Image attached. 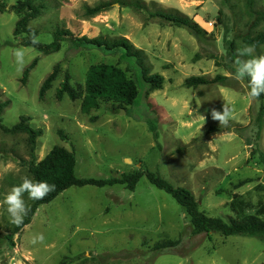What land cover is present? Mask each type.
<instances>
[{"label":"rangeland","instance_id":"374dc122","mask_svg":"<svg viewBox=\"0 0 264 264\" xmlns=\"http://www.w3.org/2000/svg\"><path fill=\"white\" fill-rule=\"evenodd\" d=\"M16 1L0 0L6 5L0 11V101L7 102L1 123L10 127L20 115L30 118L29 124L41 130L37 160L62 146L74 152L78 177L109 178L148 169L191 190L207 215L225 219L235 215L230 207L234 194L254 204L264 202L259 187L264 186V118L258 129L259 102L249 97L245 79L235 78L234 62L227 60L223 46L224 35L235 39L236 59L237 49L245 46L240 40L247 21L242 0H153L192 17L206 30L201 37L159 18L144 23L141 14L116 3L85 16L84 5L99 0H43L46 9L29 22L38 41L52 40L49 27L55 22L75 36H124L143 50L150 72L164 77L162 88L148 93L134 60L118 49L66 40L58 51L41 54L21 45L20 36L13 34L18 15L8 9ZM36 56L22 82L25 67ZM96 63L116 65L136 81L139 94L133 104L119 109L102 100L97 109L83 113L80 98L64 94L56 99L66 72L70 84L83 91L87 69ZM56 66L51 88L40 97L42 81ZM216 74L229 76V85H184L189 76ZM224 107L230 111L227 126L211 117L213 109L222 112ZM28 160L27 134L0 130V264H264L263 238L193 233L185 209L145 176L133 190L121 184L70 186L39 205L30 223L8 242L3 235L12 223L3 200L25 177L32 179ZM37 233L45 236L42 244L31 243ZM162 240L178 242L153 249Z\"/></svg>","mask_w":264,"mask_h":264},{"label":"trees","instance_id":"16d2710c","mask_svg":"<svg viewBox=\"0 0 264 264\" xmlns=\"http://www.w3.org/2000/svg\"><path fill=\"white\" fill-rule=\"evenodd\" d=\"M257 1L242 0L243 12L247 17V21L244 24L246 31L240 32V40L243 45L255 44L256 50L261 53V51H264V4H257ZM115 3L119 7H129L141 14L144 23L152 18H159L172 25L185 28L196 37L206 34V30L189 15L178 9L157 6L153 0L149 2L145 0H99L93 5L85 4L83 14L85 16H94L110 9ZM5 8L6 5L0 2V11H4ZM8 9L15 11L18 15L14 24L13 34L20 36L19 42L21 45L33 47L41 54H50L58 51L62 42L66 40L77 45L92 46L102 50L111 51L118 49L125 56L132 58L138 66L146 93L162 88L163 75L157 72H150L149 66L145 63L143 50L135 47L128 38L124 36L108 37L100 34L94 37H88L87 35L75 36L62 23L55 22L49 27L52 40L45 43L36 39L38 32L29 25L32 19L40 16L46 9L43 0H17ZM222 14V9H219L218 22H221L220 16ZM223 46L227 60L234 62L236 60L235 39L224 35ZM37 60L38 57L36 56L25 67L21 78L22 82L26 81L29 71L36 65ZM215 61L217 65H220L216 58ZM56 75L57 66L42 81L39 88L40 97L51 88ZM69 79V74L66 72L63 80L56 88V99L60 100L64 94L71 100L80 98V110L83 113H89L92 109H97L102 100L109 101L117 108L123 109L133 104L139 94L136 81L129 77L124 70L113 64L96 63L90 65L85 75L83 91L72 86ZM229 82L230 77L222 74H216L213 77L192 75L184 80V85L187 87H197L206 84L229 85ZM245 82L247 84V78H245ZM255 100L259 102L256 116V123L259 129L264 118V95L255 98ZM6 105V101H0V130L5 133L25 132L27 134V143L29 145L27 165L28 171L32 175V180L46 181L50 185H54V190L49 192L42 200H31L28 198L27 193L25 194L27 197L25 201L27 214L21 225L12 224L11 228L4 233L3 236L6 241L13 243L14 235L30 223L37 207L50 202L70 186L94 185L102 187L121 184L129 190H133L142 176H145L156 188L170 195L185 209L190 218L193 233L215 231L224 236L247 235L264 239V202L258 201L254 204L242 194H234L230 207L235 215L225 219L219 216L207 215L199 209L198 202L191 190L183 186L173 185L158 173L148 169H135L122 173L120 176L109 178L78 177L75 174L76 160L74 152L62 146H53L41 159L37 160L34 150L36 139L41 134V130L33 128L29 124L30 118L26 115H20L18 121L10 127L3 125L1 123V113ZM153 129L154 127H152ZM260 160L264 165V153H260ZM259 187L264 190V186ZM177 242L171 240L158 241L154 244L153 249L157 251L166 249L175 246ZM59 264H63V260Z\"/></svg>","mask_w":264,"mask_h":264},{"label":"clouds","instance_id":"9594fccd","mask_svg":"<svg viewBox=\"0 0 264 264\" xmlns=\"http://www.w3.org/2000/svg\"><path fill=\"white\" fill-rule=\"evenodd\" d=\"M223 54V53H222ZM247 57V59H241ZM234 76L237 80L247 78L248 95L250 98H259L264 95V54H256V45L248 44L237 49V59L233 65ZM211 117L219 121V125L227 126L230 119V111L223 108V111H211ZM130 166L131 160L125 161ZM54 190V185H50L46 181H34L25 177L22 182L14 186L8 192L3 200L6 205V211L11 217V223L21 225L27 214V208L23 199V195L31 200H42L49 192ZM45 240L43 233H37L33 236L32 244H42Z\"/></svg>","mask_w":264,"mask_h":264}]
</instances>
